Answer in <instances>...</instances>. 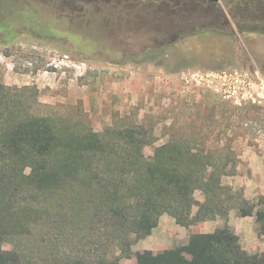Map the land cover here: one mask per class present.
I'll return each mask as SVG.
<instances>
[{
	"label": "rangeland",
	"instance_id": "rangeland-1",
	"mask_svg": "<svg viewBox=\"0 0 264 264\" xmlns=\"http://www.w3.org/2000/svg\"><path fill=\"white\" fill-rule=\"evenodd\" d=\"M218 5L199 8L189 19L178 17V25L198 30L158 45L152 38L161 40L160 30L101 26L80 33L53 0H0V83L17 88L0 112L48 116L58 129H91L107 142L106 154L82 179L26 195L38 211L2 244L18 253L16 264H135L143 248L162 252L200 229L194 223L175 235L168 213L159 217L157 235L127 232L125 237L123 223L116 231L107 228L104 186L117 193L116 199L109 197L111 203L126 200L135 183L136 149L125 144L129 138L123 134H132L145 158L172 142L207 161L227 160L228 171L243 170L241 155L249 150L264 161L263 107L236 105L206 88L178 93L177 77L184 69L264 71V32L238 27L248 22L234 16L235 2ZM137 73H147L155 83L130 89L126 85ZM201 197L195 191V198Z\"/></svg>",
	"mask_w": 264,
	"mask_h": 264
},
{
	"label": "trees",
	"instance_id": "trees-1",
	"mask_svg": "<svg viewBox=\"0 0 264 264\" xmlns=\"http://www.w3.org/2000/svg\"><path fill=\"white\" fill-rule=\"evenodd\" d=\"M53 1L57 12L66 15L80 33L87 32L89 27L108 26L114 31L122 27H147L160 30L162 39L152 38L158 45L197 31L191 25H178L177 18H192L199 8L213 4L211 0ZM233 2L238 11L234 16L248 22L238 25L241 30L264 32V0H224L228 7ZM14 88L0 83V107ZM123 135L129 138L125 144L136 149L135 183L126 200L111 203L109 197L112 194L116 199L117 193L111 192L109 184L104 186L102 191L108 198L104 204L107 228L116 231L117 224L123 223L128 225L122 234L125 237L127 232L149 235L163 213L172 216L176 224L190 227L216 217L226 219L229 210L236 206L242 216L254 212V203L240 194L233 195V189L222 183L223 175L235 171L227 170V160L207 161V156L184 150L172 142L155 147L153 155L145 158L132 134ZM106 144L91 129H58L48 116H15L11 112L5 117L0 112V264H16L18 253L3 249L2 244L10 234L23 230V220L38 211L26 202V195L50 191L67 179H82L84 173L98 165L99 157L106 154ZM122 159L128 161V155ZM197 190L202 193V201L195 198ZM260 199L257 204L262 207L254 212L259 235L264 233V195ZM101 263L107 264L104 260ZM109 264L119 263L116 260ZM135 264H264V255L243 249L233 230L225 224L212 232L192 231L185 244L162 252L143 249L135 255Z\"/></svg>",
	"mask_w": 264,
	"mask_h": 264
},
{
	"label": "crops",
	"instance_id": "crops-1",
	"mask_svg": "<svg viewBox=\"0 0 264 264\" xmlns=\"http://www.w3.org/2000/svg\"><path fill=\"white\" fill-rule=\"evenodd\" d=\"M136 75L137 76L132 80L130 79L128 85H126L127 87H130V89L138 90L139 88L149 86L151 83H155V80L150 78L147 73H137ZM166 88L168 87L166 86ZM241 158L245 168L242 170L240 166H237L233 173L223 175L221 180L223 184L230 186L233 190H240L243 199L254 203L255 212L261 207L260 204H257L259 196L264 195V161L262 156L251 150L244 152L243 155H241ZM198 200L202 201L203 196ZM254 212L251 215L242 216L239 213V208L236 206L229 210L226 219L216 217L215 219L205 220L198 223L200 228L199 231L212 232L227 224L238 237L243 249L249 253H262L264 255V233L260 235L258 233ZM163 218L164 216L161 215L160 219ZM175 226L176 228H171L174 234H181L183 227L177 224H175ZM160 229L161 222L158 223L152 233L157 235L161 232ZM156 231L157 234L155 233ZM148 236H150V234ZM188 238L189 235L187 234L185 238L177 240L174 245H171V247L185 244ZM175 239H177V236H175ZM143 249L154 250L151 247H145Z\"/></svg>",
	"mask_w": 264,
	"mask_h": 264
},
{
	"label": "built area",
	"instance_id": "built-area-1",
	"mask_svg": "<svg viewBox=\"0 0 264 264\" xmlns=\"http://www.w3.org/2000/svg\"><path fill=\"white\" fill-rule=\"evenodd\" d=\"M178 79L180 95L206 88L236 105L264 108V71L258 67L184 69L179 72Z\"/></svg>",
	"mask_w": 264,
	"mask_h": 264
},
{
	"label": "flooded vegetation",
	"instance_id": "flooded-vegetation-1",
	"mask_svg": "<svg viewBox=\"0 0 264 264\" xmlns=\"http://www.w3.org/2000/svg\"><path fill=\"white\" fill-rule=\"evenodd\" d=\"M211 2L213 3V5L215 4H218V3H220V4H222V3H224V0H211Z\"/></svg>",
	"mask_w": 264,
	"mask_h": 264
}]
</instances>
